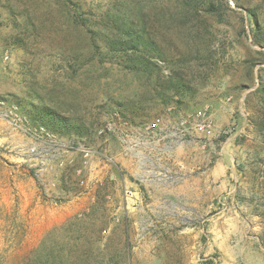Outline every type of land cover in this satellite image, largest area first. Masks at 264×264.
<instances>
[{"label": "rangeland", "instance_id": "1", "mask_svg": "<svg viewBox=\"0 0 264 264\" xmlns=\"http://www.w3.org/2000/svg\"><path fill=\"white\" fill-rule=\"evenodd\" d=\"M251 11L264 42V0H0V264H264ZM122 23L156 42L153 76L104 44Z\"/></svg>", "mask_w": 264, "mask_h": 264}, {"label": "trees", "instance_id": "2", "mask_svg": "<svg viewBox=\"0 0 264 264\" xmlns=\"http://www.w3.org/2000/svg\"><path fill=\"white\" fill-rule=\"evenodd\" d=\"M212 8L211 4L208 6L207 11L212 12ZM250 15L255 19L254 23L258 27V29L255 30V41L258 45L264 46V42L258 39L263 36L261 28H259L257 24L259 20L258 15L253 11L250 12ZM120 27V29L116 28V37L113 39L106 38L104 44L111 48V51L115 53L114 55H119L122 64L127 70L146 76H153L158 67L156 59L161 58V53L156 42L145 35L146 30L139 24L122 23ZM165 82L169 85L168 88H164L165 91L171 89L178 90L183 87L180 79L176 81V84H173L175 81L172 82V79H166ZM157 86L158 85H156V87ZM259 90L263 93L262 98L264 99V89L261 87ZM36 112L39 118L46 119L49 125H55L57 121L58 123L63 122L62 124L65 130L68 129L66 120H61L60 118H58V120L56 116V118L53 117V115L49 114L47 111H43V109H39Z\"/></svg>", "mask_w": 264, "mask_h": 264}, {"label": "built area", "instance_id": "3", "mask_svg": "<svg viewBox=\"0 0 264 264\" xmlns=\"http://www.w3.org/2000/svg\"><path fill=\"white\" fill-rule=\"evenodd\" d=\"M17 120L19 122H21V120L19 118H17ZM192 124L194 126V129L196 131L199 132H206L210 129V125L204 120V113L199 111L197 113L194 114L193 119H192ZM187 123L186 120L180 121L178 123L175 124V134L178 136H182V132H183V128L185 127V124ZM166 126L163 118L158 117L156 119H154L153 121L144 124L143 128H142V132L144 134H146L147 136H149V138L152 137H159L162 136V132H163V128ZM81 152L84 154L85 157H88L90 150H88L85 147H82ZM83 182H81L82 184Z\"/></svg>", "mask_w": 264, "mask_h": 264}]
</instances>
